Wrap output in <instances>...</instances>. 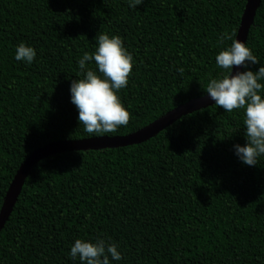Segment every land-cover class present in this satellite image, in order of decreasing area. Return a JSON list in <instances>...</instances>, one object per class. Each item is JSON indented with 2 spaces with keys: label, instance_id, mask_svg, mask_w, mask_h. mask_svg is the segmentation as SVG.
Returning <instances> with one entry per match:
<instances>
[{
  "label": "trees",
  "instance_id": "trees-1",
  "mask_svg": "<svg viewBox=\"0 0 264 264\" xmlns=\"http://www.w3.org/2000/svg\"><path fill=\"white\" fill-rule=\"evenodd\" d=\"M247 1L130 9V0H0V210L35 150L124 137L207 95L222 73L215 56L231 43L219 37L236 38ZM98 31L119 36L133 64L117 93L127 125L93 135L77 121L69 85ZM21 42L36 52L29 65L14 60ZM246 46L255 71L264 65V0ZM243 129L242 109L215 105L140 145L39 162L0 233V264H80L68 255L74 240L97 237L118 245L122 258L110 264H264V155L255 166L238 160Z\"/></svg>",
  "mask_w": 264,
  "mask_h": 264
},
{
  "label": "clouds",
  "instance_id": "clouds-1",
  "mask_svg": "<svg viewBox=\"0 0 264 264\" xmlns=\"http://www.w3.org/2000/svg\"><path fill=\"white\" fill-rule=\"evenodd\" d=\"M142 3L143 0H130L128 7L136 8ZM93 39L94 50L84 52L77 61L79 71L70 81L69 93L78 113V123L86 133L100 135L115 132L128 123L129 114L117 93L128 83L133 57L119 36L99 32ZM219 39L231 43L215 56V64L222 73L208 80L204 92L225 112L243 110L245 143L233 145V151L241 163L255 166L257 158L264 155V84L260 82L264 81V65L251 70L250 65L259 63L257 57L244 42L234 38V30L222 33ZM35 56L34 48L24 42L15 48L14 60L25 65L31 64ZM93 63L95 69L90 66ZM233 66L244 70L232 74ZM68 255L73 260L78 258L80 264H110V260L122 258L118 245L101 237L94 241L75 239Z\"/></svg>",
  "mask_w": 264,
  "mask_h": 264
},
{
  "label": "water",
  "instance_id": "water-1",
  "mask_svg": "<svg viewBox=\"0 0 264 264\" xmlns=\"http://www.w3.org/2000/svg\"><path fill=\"white\" fill-rule=\"evenodd\" d=\"M261 1L262 0L247 1L241 19V24L236 36L237 40L244 42L245 44L247 43L250 29L254 25L255 17L258 9L260 8ZM237 70L243 71V68L233 66L232 74H235ZM213 106H215L214 102L210 100L207 95H205L201 98L194 99L184 105L177 107L147 127L124 137H100L80 141H58L35 150L22 163L6 193L2 208L0 210V233L4 230L14 211L30 172L39 162L49 157L67 152L99 151L140 145L157 137L160 133L174 125L183 117L211 108Z\"/></svg>",
  "mask_w": 264,
  "mask_h": 264
}]
</instances>
